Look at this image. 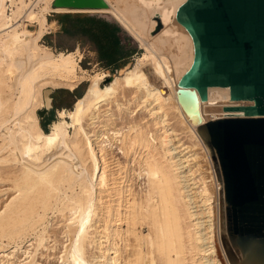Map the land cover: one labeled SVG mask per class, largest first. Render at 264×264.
Here are the masks:
<instances>
[{"label": "bare ground", "instance_id": "bare-ground-1", "mask_svg": "<svg viewBox=\"0 0 264 264\" xmlns=\"http://www.w3.org/2000/svg\"><path fill=\"white\" fill-rule=\"evenodd\" d=\"M106 1L107 7L75 9L52 0H0V163L11 165L10 195L0 208V264H37L36 254L56 250L57 242L52 264H241L226 227L220 168L201 126L243 116L223 106L251 101L232 100L227 86L213 85L206 100L197 97L196 113L186 111L177 92L193 57L192 38L176 19L184 0H142L146 22L150 8H162L175 24L178 34L166 36L163 48L132 21L134 0ZM69 10L111 14L145 53L106 87L110 73L90 75L75 108L59 111L45 132L37 109L50 104L48 86L73 89L85 76L79 51L55 54L40 44L50 28L47 13ZM24 22L36 25L35 36L25 35ZM114 148L128 161L119 183L110 169ZM50 212L63 221L53 237ZM121 222L125 231L112 226Z\"/></svg>", "mask_w": 264, "mask_h": 264}, {"label": "water", "instance_id": "water-1", "mask_svg": "<svg viewBox=\"0 0 264 264\" xmlns=\"http://www.w3.org/2000/svg\"><path fill=\"white\" fill-rule=\"evenodd\" d=\"M52 5L86 9L108 2L52 0ZM176 19L193 44L192 60L177 80L184 109L196 113L197 97L206 100L213 85L227 86L232 100L251 101L223 106L243 116L209 119L201 127L220 168L226 227L241 264H264V0H184ZM160 26L159 21L155 30ZM51 92L48 86L50 104L44 107L50 110Z\"/></svg>", "mask_w": 264, "mask_h": 264}, {"label": "rangeland", "instance_id": "rangeland-1", "mask_svg": "<svg viewBox=\"0 0 264 264\" xmlns=\"http://www.w3.org/2000/svg\"><path fill=\"white\" fill-rule=\"evenodd\" d=\"M133 2L130 4L132 7V10H133L132 11L133 13L131 16L132 21L134 23H136L137 25H140L142 30L147 32L146 34L149 37H151V38L159 37V43L161 45V48L164 47V45L162 46V44L168 45V41L166 40V36L178 34V31H175L176 30L174 28L175 24H173L172 20L168 19V17L166 16V13H164L165 10L160 8L161 11L158 10L159 12L157 11V13H153L154 9L152 10V8H150L149 10H151V11H149L150 13L147 12V14L150 17L151 21L148 23L142 18V15H141L143 10H144V4H143L142 0H134ZM141 5H143V6H141ZM78 12H85L86 14H99V15H102L103 17L107 18L108 20L114 22L117 26L116 32L120 37V40H119L120 46H119V49L116 50V53L117 54H120L121 52L129 53L131 51L130 54L127 55V58L131 59L132 63L130 65H125L123 67L119 66L116 68L111 67V66H109V67L103 66L102 62L100 60V57H99L97 51L95 50V46L90 42L89 38L87 37V34L76 31L77 30L76 26H79V20H74V18L76 17L74 15L77 14ZM66 17H69L70 19L63 22V18H66ZM47 19H48V23H49L50 28H49V31L45 32L42 35V37L40 38V44L51 48L55 54H58L59 52H76V51H79V53L81 55V57H79L80 58L79 64L83 69V71H80V72L83 73L85 76H84V79L81 82H79L78 85L73 89H69L68 87L63 86V85L52 87L51 93L55 92V90L57 88H65L68 90V92L67 91H64V92L61 91L58 93V98L61 101V105H63V106H58L54 109L53 119L49 123L45 124L46 130H44L43 126H41L45 132H49L50 126L55 121H58L59 111H63V110L71 111L75 108V104H76L77 100L79 98L83 97L89 88V77H90V75H93L96 72H106L107 74L110 73V78L108 77L106 80H104L105 82L102 84L103 87H106V86L110 85V83L114 79L124 77V74L121 75L123 69L129 68L132 65H133L132 68H134V66L136 64V60L141 58V56L145 53V51L142 49L140 41L138 39H136L116 18H114L109 13H106V12H96L95 13V12H87V11H80V10L49 11L47 13ZM157 19H159L163 24V26L159 32H156V30H155V27L158 24ZM152 21H153V23H152ZM63 24H65V27H63L64 26ZM23 25H24L23 26L24 27L23 32L25 33V35L35 36L36 25L30 24L29 22H24ZM178 26H180V25H178ZM172 28H173V30H172ZM126 50H130V51L127 52ZM116 62L111 63L112 66L115 65ZM154 83L158 88H160L161 90H164V87L159 82H154ZM73 90L76 92V94L70 93ZM78 93H82V94L80 96H76ZM124 101H125V99L122 102H124ZM39 111L41 112L42 118H44V120H46L48 115H49L50 109H46L45 107L38 108L37 114H38L39 119H40L41 116L39 115ZM68 121L70 122L69 119H68ZM117 121H118L117 122L118 128L123 126V123H124L123 120H120V118H119V120H117ZM72 131L73 130L70 129L71 135H72ZM1 144H2V141L0 139V145ZM117 149L118 148H116L114 150V153H115V154L113 153V155H114L113 160L114 161H113V163L110 164V166L112 167L110 169H112V171L114 170V172L117 173V175H116L117 179L118 178L122 179L126 176V174L125 175H123V174L119 175V174H120V172H122V170H123L122 173H124V171L126 172V170L122 169V168H125L124 165H126V163L128 161L126 160V158L122 154V152L119 149L118 150ZM199 151H200V149H199ZM199 154H201V153L199 152ZM200 162L203 164L202 167H203L204 173H207L208 170H207V166H205L206 163H204V160H201ZM119 164H121V165H119ZM2 165L3 164L0 163V208H1L2 203L5 202L6 199L9 197L8 195H10V193H9L10 192L9 191L10 182H8L9 180L6 177L5 172L10 170L11 168H8L7 166H9V165H7V164H4L6 166H2ZM118 165L120 168L118 167ZM3 175H5V176H3ZM207 176H209V171H208ZM119 179H118V183L120 182ZM136 179H137V181H136ZM140 179H141L140 177H135L133 179L132 184L134 183V186L133 185L132 186L134 189H137V190L140 189V184H141ZM2 180H4V181H2ZM124 180H122V181H124ZM135 181H136V183H135ZM49 216H50L49 222H48L49 230H50V233L53 234L52 235V237H53L55 234L51 231H54V230L57 231L59 226L63 225V221L59 215L56 217L55 213L52 214L50 212ZM50 221H51V223H50ZM112 226H114V227L115 226H122L121 231L123 229H124L123 231H125L127 229L126 224H124L122 222L117 223V224L112 223ZM143 229H145V226H143ZM59 235L60 234H58L57 238H59V240H60ZM27 238H29V237H27ZM49 239L50 238H48V244H50L52 242L51 240L49 241ZM23 243H25L24 245H26L27 242L24 241ZM52 244L53 243H51L49 246H51ZM59 245H61V244L59 242H57V245L55 248L56 250H54V248L53 249L51 248L53 251H51V249L42 248L43 251L40 250L41 253L38 252L39 255L36 254L35 260L37 261V264H52V263H54L55 258L57 256L59 257V255H60ZM26 247H27V245H26ZM11 251L12 250H10L7 253H10ZM17 252L19 253V254L17 253L18 257H20V258L22 257L21 260L25 258V256L23 257L24 254H22L21 251L18 250ZM48 255H50V257H48ZM15 263H17V262H15Z\"/></svg>", "mask_w": 264, "mask_h": 264}, {"label": "trees", "instance_id": "trees-1", "mask_svg": "<svg viewBox=\"0 0 264 264\" xmlns=\"http://www.w3.org/2000/svg\"><path fill=\"white\" fill-rule=\"evenodd\" d=\"M76 16L74 20H79V26L76 31L86 33L90 42L95 46V50L97 51L102 65L105 67H119L116 62L118 59L123 58L121 60V66L129 60V58H125L128 54H130V50H126L127 52H121L120 54L116 53V50L119 49V40L120 37L116 32L117 26L114 22L108 20L99 14H86L85 12H78L75 14ZM69 17L63 18V22L69 20ZM65 27V24H63ZM116 60V61H115ZM116 62L115 65L112 66L111 63ZM61 91H67L65 88H57L55 92L52 93L53 97V108L50 110L49 115L46 120L42 118L41 112L39 111V115L41 116L39 121L41 126H43L44 130H46V123H49L53 119L54 109L61 105V101L58 98V93ZM73 94L76 92L73 90ZM82 93H78L76 96H80Z\"/></svg>", "mask_w": 264, "mask_h": 264}, {"label": "crops", "instance_id": "crops-1", "mask_svg": "<svg viewBox=\"0 0 264 264\" xmlns=\"http://www.w3.org/2000/svg\"><path fill=\"white\" fill-rule=\"evenodd\" d=\"M123 58H124V57H123ZM123 58H120V59L117 60L118 66H121V62H120V61H121V60H124ZM125 58H127V56H126ZM126 62H127V61H126ZM115 64H116V63H115ZM122 66H123V65H122Z\"/></svg>", "mask_w": 264, "mask_h": 264}]
</instances>
